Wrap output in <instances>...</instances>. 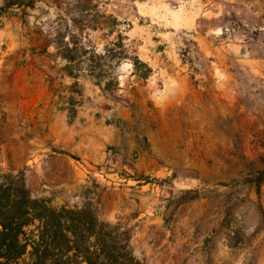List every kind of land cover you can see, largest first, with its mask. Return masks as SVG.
Segmentation results:
<instances>
[{
    "label": "rangeland",
    "instance_id": "obj_1",
    "mask_svg": "<svg viewBox=\"0 0 264 264\" xmlns=\"http://www.w3.org/2000/svg\"><path fill=\"white\" fill-rule=\"evenodd\" d=\"M16 1L0 15V103L16 96L7 64L34 67L27 101L57 83L72 118L95 103L63 85L62 39L75 56L115 49L101 63L120 81L95 124L84 110L86 160L65 170L78 183H28V163L33 196L132 228L145 264H264V0ZM92 56L74 66L97 82Z\"/></svg>",
    "mask_w": 264,
    "mask_h": 264
},
{
    "label": "trees",
    "instance_id": "obj_2",
    "mask_svg": "<svg viewBox=\"0 0 264 264\" xmlns=\"http://www.w3.org/2000/svg\"><path fill=\"white\" fill-rule=\"evenodd\" d=\"M4 1L0 15L11 6L23 5ZM26 5L33 7L35 0ZM61 41L59 54L67 61L65 69L70 76L81 77L74 63L87 62L83 57L93 52L96 64L85 71L96 77L105 93L119 88V78L101 63L114 58L111 53L115 49L97 52L84 46L83 53L75 56L71 42ZM132 63L135 73L144 79L152 75L153 68L138 55ZM133 236L132 228L102 219L91 207H55L48 199L33 196L24 171L0 175V264H145L135 253Z\"/></svg>",
    "mask_w": 264,
    "mask_h": 264
},
{
    "label": "crops",
    "instance_id": "obj_3",
    "mask_svg": "<svg viewBox=\"0 0 264 264\" xmlns=\"http://www.w3.org/2000/svg\"><path fill=\"white\" fill-rule=\"evenodd\" d=\"M13 67L10 64L2 67L4 72H13V81L2 82V85L7 90H15L16 96L3 98L0 103V168L18 171L31 163L27 172L28 183L35 180L51 185L78 183L79 177L74 180L65 174V170L79 169V165L74 163V155L83 156L86 160L83 152L85 133L80 123L84 110L88 114L93 111L92 124L97 122L96 103L105 97V92L93 79H76L63 71L61 77L65 87L69 88V84L78 80L83 86L81 96L95 101L93 105L79 107L77 115L72 118L71 105L66 97L68 89H62L57 83L49 88L45 85L41 93L36 92V96L27 101L18 94L28 85L27 80L35 69Z\"/></svg>",
    "mask_w": 264,
    "mask_h": 264
}]
</instances>
